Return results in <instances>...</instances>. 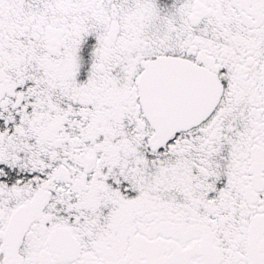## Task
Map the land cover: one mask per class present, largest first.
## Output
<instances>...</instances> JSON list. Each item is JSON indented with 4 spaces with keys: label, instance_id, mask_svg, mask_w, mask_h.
Masks as SVG:
<instances>
[{
    "label": "snow or ice",
    "instance_id": "6c2138e0",
    "mask_svg": "<svg viewBox=\"0 0 264 264\" xmlns=\"http://www.w3.org/2000/svg\"><path fill=\"white\" fill-rule=\"evenodd\" d=\"M0 264H264V0H0Z\"/></svg>",
    "mask_w": 264,
    "mask_h": 264
}]
</instances>
